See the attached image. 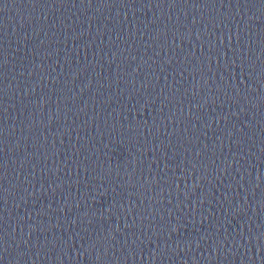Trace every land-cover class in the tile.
I'll return each mask as SVG.
<instances>
[{"label": "water", "instance_id": "95a60500", "mask_svg": "<svg viewBox=\"0 0 264 264\" xmlns=\"http://www.w3.org/2000/svg\"><path fill=\"white\" fill-rule=\"evenodd\" d=\"M0 264H264V0H0Z\"/></svg>", "mask_w": 264, "mask_h": 264}]
</instances>
